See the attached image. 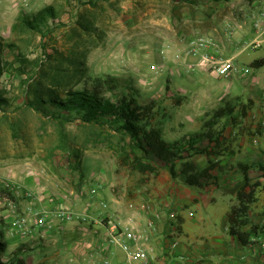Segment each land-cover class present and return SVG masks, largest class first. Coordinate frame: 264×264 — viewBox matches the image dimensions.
<instances>
[{
  "label": "rangeland",
  "instance_id": "374dc122",
  "mask_svg": "<svg viewBox=\"0 0 264 264\" xmlns=\"http://www.w3.org/2000/svg\"><path fill=\"white\" fill-rule=\"evenodd\" d=\"M86 1L0 0L2 57L13 62L6 65L0 76V90L10 100L0 107V229L9 244L0 256L4 259L23 247L22 256L28 264L68 263L65 250L70 235L63 228L64 221L60 220L53 235L43 237L37 216L29 210L43 206L34 205L36 201L53 203L57 205L55 209L62 204L83 211L80 205L91 197L98 201L92 211L99 213L102 210L99 200L109 203L114 199L146 200L153 196L150 194L153 187L167 183L171 177L166 166H161L158 174L133 167L135 151L127 139L108 125L80 120L64 123L35 111L25 103L32 97L26 90L28 84L66 91L91 85L96 77L116 76L121 87L116 94L107 92L108 96L117 99L123 92L133 91L141 102L157 100L155 123L170 142L201 131L225 100L237 102L238 109L244 104L235 97L212 103L210 92L218 88L219 95H227L234 89L232 93H244L246 97L248 80L226 78L203 69L198 74L200 84L195 87L196 82L184 80L186 76L175 77L173 73L176 70L180 75L183 61L174 62V66L166 64L163 49L170 48L169 44L158 52L164 59L149 53L156 41L163 44L161 41L171 24L178 32H184L189 42L197 35L212 38L211 20L208 23L202 20L209 19L215 10L225 14L236 11L231 14L237 19L233 25L249 22L255 9L251 1L103 0L97 6ZM50 5L55 7L57 19L50 21L42 32L14 27L21 14ZM247 27L252 30L250 24ZM253 37L247 38L245 46ZM15 50L25 56L23 62L13 60ZM263 58L264 47H245L238 60L252 64ZM153 64L159 72L152 69ZM141 65L144 69H139ZM123 66L125 72L121 71ZM208 73L209 80L202 78ZM258 74L264 78V66L258 69ZM196 101L205 106L202 107L205 111L196 108ZM254 102L251 98L245 104L253 106ZM263 114L264 110L262 118ZM249 115L254 124L258 117ZM238 118L234 122L226 116L217 124L225 136L223 152H229L225 159L233 165L247 161V148L262 130V120L252 124L254 130L251 123ZM195 160L200 168L209 165L204 155L196 156ZM260 175L253 172L252 182H260Z\"/></svg>",
  "mask_w": 264,
  "mask_h": 264
},
{
  "label": "crops",
  "instance_id": "0c3cea01",
  "mask_svg": "<svg viewBox=\"0 0 264 264\" xmlns=\"http://www.w3.org/2000/svg\"><path fill=\"white\" fill-rule=\"evenodd\" d=\"M235 12L225 14V11L215 10L209 19L204 18L202 21L208 23L211 20L214 52L224 58L233 57L239 62L238 57L245 52V42L249 36L253 37L254 32L247 24L232 36L229 35L228 25L235 24L237 20L231 16ZM169 28L161 41L163 44L156 41L149 54L163 58L158 52L161 53L164 44H169L170 48L163 49L166 64L174 66V62L183 61L180 75L173 70L175 77L186 76L184 80L196 82L197 87L200 84L199 70L203 71L204 68L196 66L195 70L191 71L188 65L196 63L198 59L184 61L177 57L190 42L184 32H178L174 25L171 24ZM131 52L134 54L133 49ZM240 64L251 67L252 72L245 77L233 74L226 78L248 80L246 97L244 93H232L234 89H230L227 95H219L216 87V90L210 92V102L218 103L224 98L235 97L245 104L253 98L255 102L253 106L249 105L248 114L240 116V120L252 125L253 120H250L249 114L258 117L255 123L262 120L260 114L264 110V78L258 74L259 68L253 67L250 62L240 61ZM139 69H144V66H139ZM205 70L215 74L206 68ZM121 71L125 72L126 67L123 66ZM186 71L189 74H186ZM191 72L194 75H190ZM209 73L202 78L209 80ZM197 101L196 108L205 111V108H202L205 106ZM253 129L256 128L253 126ZM233 130L236 131L235 127ZM251 142L247 148L249 155L245 156L246 162L233 165L232 162L226 161L225 157L229 152H225L220 160L222 169L219 167L213 171L219 178L204 187L191 186L180 177L171 176L167 183L153 187L150 192L153 196H148L146 200L142 197L129 202L114 199V202L109 203L99 200L102 205L99 213L92 211L98 201L88 197L80 205V210L89 215V219L64 222L71 224L68 226L63 223V228L66 227L70 235L65 250L67 264H264L263 130H259ZM242 164L250 166L247 171L248 179L245 178ZM253 172L261 173L260 182H252ZM104 203L107 206H104ZM34 205H43L51 210H55L57 206L41 200L34 202ZM85 207L87 210L83 209ZM130 217L136 218L134 228L144 237L141 243L148 254L147 260L129 261L124 250L110 241L107 228L118 225L123 229ZM235 217L249 220V223L241 227L244 232H250L252 225L260 227L257 232L251 233L248 244L242 243L238 231L233 227L232 219ZM52 219V228L41 227L43 237L52 234L58 228L57 224L61 223L57 218ZM131 244L134 247L137 245L134 241H131Z\"/></svg>",
  "mask_w": 264,
  "mask_h": 264
},
{
  "label": "trees",
  "instance_id": "16d2710c",
  "mask_svg": "<svg viewBox=\"0 0 264 264\" xmlns=\"http://www.w3.org/2000/svg\"><path fill=\"white\" fill-rule=\"evenodd\" d=\"M101 1L103 0H87L86 3L97 6ZM56 19L55 7L50 5L31 14H21L14 27L24 31L42 32L45 27H49L50 21ZM3 45L0 39V76L6 71V65L13 63L2 57ZM7 46L15 47L13 44ZM13 60L23 62L25 56L15 50ZM251 65L255 68L263 67L264 58L255 59ZM120 87L119 78L110 74L96 77L91 85L78 89L69 88L66 91L28 84L26 90L32 97L29 96L25 103L45 117L64 123L80 120L89 124L108 125L127 139L135 151L132 166L141 172L158 174L159 168L166 166L173 178L180 177L195 187H204L219 178L213 171L219 167L222 169L220 160L225 153L222 148L225 136L217 129L218 121L229 116L236 122L238 117L248 114L250 104H243L242 108L238 109L237 102L225 100L201 131L180 141L170 142L164 137L163 129L155 123L158 101L153 99L146 103L141 102L133 91L123 92L117 99L108 96L107 92L116 94L114 92ZM9 101L0 90V107ZM198 155L207 157V167H199L195 160ZM241 168L248 179L247 171L250 166L242 164ZM232 223L243 244H248L251 233L260 228L258 225H252L250 232L242 231L241 227L249 223L247 218L243 220L235 217ZM8 246L5 233L0 229V256L7 251ZM23 250V247L19 248L8 259L0 257V264H28L27 259L22 256Z\"/></svg>",
  "mask_w": 264,
  "mask_h": 264
},
{
  "label": "built area",
  "instance_id": "2783aa9c",
  "mask_svg": "<svg viewBox=\"0 0 264 264\" xmlns=\"http://www.w3.org/2000/svg\"><path fill=\"white\" fill-rule=\"evenodd\" d=\"M251 2L257 10H254L251 14L250 22L245 20L238 25L229 24L228 33L232 36L238 29L250 24L255 36L246 47L259 49L264 47V0H253ZM177 57L184 61L191 58L198 59L196 63H190L188 65L191 71H194L196 66H201L222 77H229L233 74H239L245 77L252 72L251 67L241 65L235 58H224L216 54V52H214L212 39L204 35H197L178 53ZM151 67L156 72H159L157 65L153 64ZM261 126L264 132V114ZM104 206H107V204L104 203ZM29 210L37 216V225L40 228H52L54 225L52 222L53 217L64 222L75 220L87 221L90 217L82 211L72 210L62 204L55 210H51L44 206L40 208L29 207ZM24 220L26 221L25 218ZM136 223V218L130 217L123 229L118 225H112L107 228L110 241L124 250L129 261L136 259L147 260L148 258V254L141 243L144 237L134 228ZM131 241L136 242L137 245L135 247L132 246Z\"/></svg>",
  "mask_w": 264,
  "mask_h": 264
}]
</instances>
